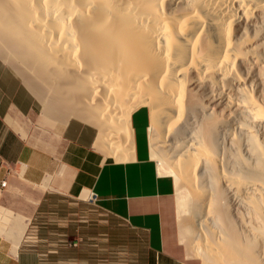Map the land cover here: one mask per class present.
<instances>
[{"label":"bare ground","instance_id":"1","mask_svg":"<svg viewBox=\"0 0 264 264\" xmlns=\"http://www.w3.org/2000/svg\"><path fill=\"white\" fill-rule=\"evenodd\" d=\"M0 57L117 160L145 106L189 255L264 264V0H0Z\"/></svg>","mask_w":264,"mask_h":264},{"label":"crops","instance_id":"2","mask_svg":"<svg viewBox=\"0 0 264 264\" xmlns=\"http://www.w3.org/2000/svg\"><path fill=\"white\" fill-rule=\"evenodd\" d=\"M4 62L0 57V175L7 179L0 191V264L116 257L119 245L103 246L104 222L135 234L122 248L125 264H188L169 231L175 183L151 156L148 109L131 114L128 155L117 160L97 148L87 124L40 126L37 97ZM92 191L95 203L88 201ZM89 224L100 229L88 237Z\"/></svg>","mask_w":264,"mask_h":264},{"label":"rangeland","instance_id":"3","mask_svg":"<svg viewBox=\"0 0 264 264\" xmlns=\"http://www.w3.org/2000/svg\"><path fill=\"white\" fill-rule=\"evenodd\" d=\"M8 67L10 69L11 68L14 69L10 65H8ZM31 77H33L35 85H36V82H37V85H39L38 81H36L37 79H35L34 76H31ZM20 80H21V78H20ZM33 80H32V84L34 85ZM35 85H34V87H35L36 92L34 90L33 93L37 97V99H39L38 98V92H37L38 86H35ZM41 107H42V105L40 103V100H38V108H39L38 122H39V125L44 126L46 128H51V129H54V128L56 129L57 127H60V126H58V122L56 120L48 119V118L43 116V113H42L43 110ZM70 120H72V121L74 120V121L81 122L82 124H86V123H84V122H82L76 118H70L68 121H70ZM88 126H90V125H88ZM90 127H92V126H90ZM92 129L94 130V132L96 131L94 127H92ZM156 163H158L157 165H159L160 167H162L164 169L167 168L164 163L157 162V160H156ZM176 197H177V195H176V191H175V193L171 196L170 201H169V204L171 206V214H170L171 216H170V219L168 220L169 221V231L171 232L173 230L175 240L178 243L179 247L181 248L182 254L186 257V262L188 264H203L200 257H198V256H187V253L189 251V247L184 242H181L180 219H179L178 214H177ZM84 228H85L84 233H86V235L88 237L94 236L95 233H97V231H99V229H100V227L95 226L94 224L85 225ZM101 231L103 232V234H102L103 246L119 245L118 247H120V249L118 250L119 251L118 260L120 262L123 261L125 259V256H122L124 253V250H122V248L124 247V245H126L127 239L130 240V238L135 236V234L123 226L111 225L110 223H106V222L103 223V225L101 227Z\"/></svg>","mask_w":264,"mask_h":264},{"label":"built area","instance_id":"4","mask_svg":"<svg viewBox=\"0 0 264 264\" xmlns=\"http://www.w3.org/2000/svg\"><path fill=\"white\" fill-rule=\"evenodd\" d=\"M7 185V179H6V175H0V191L3 190ZM96 200V193L95 192H91L88 196V201L91 203H95ZM77 244V240H75V242H71V245H76ZM126 259H124L123 261H119L118 260V256H106V257H97L96 258V262L95 264H125L126 263ZM43 264H53L54 262H48L46 260H43L42 262Z\"/></svg>","mask_w":264,"mask_h":264}]
</instances>
